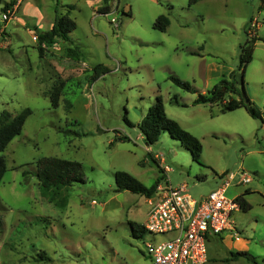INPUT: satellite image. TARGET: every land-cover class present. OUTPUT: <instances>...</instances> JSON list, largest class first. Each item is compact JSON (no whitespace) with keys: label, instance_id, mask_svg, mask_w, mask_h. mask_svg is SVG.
<instances>
[{"label":"rangeland","instance_id":"rangeland-1","mask_svg":"<svg viewBox=\"0 0 264 264\" xmlns=\"http://www.w3.org/2000/svg\"><path fill=\"white\" fill-rule=\"evenodd\" d=\"M106 4L109 12L99 13L103 0H0V111H32L4 150L0 264H150L144 242L168 234L137 229L147 218V197L117 191V170L146 186L158 176V184L185 183L194 199L215 188L222 174L234 173L225 195L233 198L249 187L244 196L250 209L233 212V238L225 231L206 240L205 264H264V121L244 107L223 112L221 102L192 103L222 79L235 80L236 91H227L224 100L243 97V89L264 114V42H256L244 72L238 66L245 38L264 37V0ZM65 13L76 24L69 40L43 43L39 54L37 34ZM160 14L169 18L165 31L153 27ZM67 47L79 56H67ZM61 82L52 107L48 91ZM158 94L167 116L200 140L199 157L167 131L145 145L137 124ZM41 156L81 162L84 182L59 191L65 206L41 193L35 176ZM242 173L250 181L240 183Z\"/></svg>","mask_w":264,"mask_h":264},{"label":"trees","instance_id":"trees-1","mask_svg":"<svg viewBox=\"0 0 264 264\" xmlns=\"http://www.w3.org/2000/svg\"><path fill=\"white\" fill-rule=\"evenodd\" d=\"M16 1L17 0H10V3L13 4ZM103 1L105 2V5L102 9L98 10L99 13L109 12V6L106 4L107 0ZM197 1L198 0H188V5L191 6ZM168 25L169 18L165 14H160L153 22V27L161 31H165ZM75 26V21L67 13L56 15L51 28L37 34V48L39 50V54H42L43 51L42 44L52 43L56 37H59L64 41H68L69 33L75 28ZM258 40L264 42V37H259L257 35L248 36L239 45L238 66L243 72L247 64L252 60L254 46ZM66 49L67 56H79V50L77 48L67 47ZM98 66L99 65L95 68L97 69ZM231 75H233V72H231ZM241 76L243 75L241 74ZM169 78L174 84L182 89L195 92L189 82L181 80L176 75H170ZM242 78L243 77H241V79ZM234 81L232 82L222 79L206 92H198L192 103L213 104L221 102V111L223 112L233 110L238 107H244L251 117L258 118L261 122H263L264 114L247 96L243 89V97H240L239 99L230 97L228 100H224V95L227 91H236ZM62 89V82L53 84L49 89L48 95L52 107L58 106ZM172 99L175 103H179L176 95H173ZM179 104L184 105V103ZM31 113L32 111L29 107H24L16 113H12L8 110L0 111V182L7 170L4 150L6 149L8 143L21 133L23 125ZM137 126L143 136V141L146 146L156 142L160 134L167 131L172 138L178 140L187 150L191 152L192 157L197 158L201 154L202 144L200 140L182 128L176 120L167 116L162 97L159 94L155 96L154 101L148 106L145 115L141 118ZM118 139L126 140L127 137L122 136ZM21 173L25 176L27 171L22 170ZM35 176L42 195L49 201H52L59 206H65L66 204L65 198L62 200L61 198L58 199L59 191L62 188L68 187L75 182H84L81 162L54 156H41L35 161ZM160 178L161 176H158L154 183L146 186L126 171L117 170L114 173L115 188L117 191L128 190L146 197L150 196L154 192ZM248 192L249 190L245 189L243 193L236 196L240 209L243 211L250 209V204L244 197V194H247ZM136 227L138 230L144 231L143 224H137ZM242 253L246 254L247 252L243 251ZM234 255L238 254L236 253Z\"/></svg>","mask_w":264,"mask_h":264},{"label":"built area","instance_id":"built-area-1","mask_svg":"<svg viewBox=\"0 0 264 264\" xmlns=\"http://www.w3.org/2000/svg\"><path fill=\"white\" fill-rule=\"evenodd\" d=\"M234 177V173L222 174L217 186L198 199L188 194L185 183L173 186L164 180L157 184L146 199L149 209L143 227L152 236L168 237L144 242L150 264H205L206 240L211 235L237 234L232 216L240 206L236 197L225 195ZM250 179L242 173L240 183Z\"/></svg>","mask_w":264,"mask_h":264},{"label":"crops","instance_id":"crops-1","mask_svg":"<svg viewBox=\"0 0 264 264\" xmlns=\"http://www.w3.org/2000/svg\"><path fill=\"white\" fill-rule=\"evenodd\" d=\"M43 1H45V0H43ZM22 2H23V1H22ZM26 2H27V1H26ZM39 18H45V15H43V13H41L40 11H39ZM48 19H49V16L45 18V21H46V20L48 21ZM43 20H44V19H43ZM52 23H53V18H51V20H49V24H50L49 26H50V28H51V26H52ZM206 91H207V90H206ZM206 91H202V92H206ZM246 189L249 190V187H247ZM248 193H249V192H248ZM240 194H241V193H240ZM238 195H239V194H238ZM236 196H237V195H236ZM236 196H235V197H236ZM244 197H245V196H244ZM245 199H246V197H245ZM228 236L231 237V238H233L234 235H232L231 233H228ZM219 237L221 238V236H219ZM235 239H237V241H238V240H241L240 237H238V236H237ZM242 246H243V245H242Z\"/></svg>","mask_w":264,"mask_h":264},{"label":"water","instance_id":"water-1","mask_svg":"<svg viewBox=\"0 0 264 264\" xmlns=\"http://www.w3.org/2000/svg\"><path fill=\"white\" fill-rule=\"evenodd\" d=\"M241 85H242V79H241Z\"/></svg>","mask_w":264,"mask_h":264}]
</instances>
